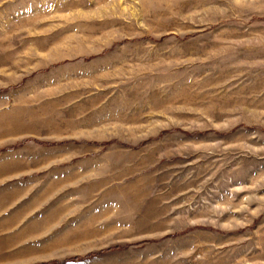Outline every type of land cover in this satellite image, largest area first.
Here are the masks:
<instances>
[{"label": "rangeland", "instance_id": "1", "mask_svg": "<svg viewBox=\"0 0 264 264\" xmlns=\"http://www.w3.org/2000/svg\"><path fill=\"white\" fill-rule=\"evenodd\" d=\"M0 264H264V0H0Z\"/></svg>", "mask_w": 264, "mask_h": 264}]
</instances>
